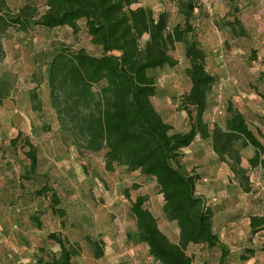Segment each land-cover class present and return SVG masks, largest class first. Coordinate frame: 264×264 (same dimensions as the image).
<instances>
[{"label": "rangeland", "instance_id": "rangeland-1", "mask_svg": "<svg viewBox=\"0 0 264 264\" xmlns=\"http://www.w3.org/2000/svg\"><path fill=\"white\" fill-rule=\"evenodd\" d=\"M182 1L185 0H137L132 7L151 8L155 16L166 11L171 30L178 23L184 24L179 7ZM192 1L196 6L191 13L194 32L187 39L200 40L207 53V70L216 77L208 95L205 120L211 128L215 124L224 127L228 105L232 103L247 111V120L257 124L258 136L264 143V0ZM6 2L12 12H17L27 0ZM34 4L40 13L46 9L43 0H34ZM235 17L244 24L245 36L228 25ZM79 25L76 34L68 26H33L28 30L11 26L1 35L4 56L0 59V86L8 91V96L0 101V264H38V257L48 260L58 256L59 246L48 239L51 232L80 244V255L72 259V264H159L150 258L147 247L138 242L130 210L138 195H146V206L157 218L160 229L173 241L178 240V225L166 219L156 181L123 166H117L114 172L107 171L105 151L79 152L51 104L48 68L56 50L84 48L89 54H101V49L91 43L85 21L81 20ZM147 38H142L141 45ZM185 51V42L176 43L171 54L178 64L150 72L157 84L152 102L172 124L174 132L188 131L191 123L182 105L190 89ZM101 86L96 85L94 90ZM19 130L30 137L38 154L37 173L30 180L24 177L29 164L25 156L28 148L22 142L16 147L10 145V139ZM181 153L179 162L186 171L192 164L187 166L184 162H203L200 173L209 172L213 165L216 168L212 172L230 174L231 180L221 183L223 186L213 191L215 195L209 199L212 201L218 191L229 186L227 199L222 202L231 215L241 214L233 227H229L225 216H218L214 222L215 228H225L233 235H228L231 248L225 264H264V232L251 236L245 218L257 211L252 210L256 206L255 195L263 191L257 189L254 171L250 172L251 191L245 192L230 166L214 153L210 139L198 138ZM245 155L242 151V158ZM188 172L197 173V167ZM44 185L57 191L65 217L52 214L51 193L35 194ZM125 189H129V197ZM33 216L40 219L41 228L32 220ZM87 235L103 240L101 258L94 257L85 239ZM246 248H253L254 255L247 253ZM191 254L196 264H220L219 248L194 246ZM242 254L249 258L241 260Z\"/></svg>", "mask_w": 264, "mask_h": 264}, {"label": "trees", "instance_id": "trees-1", "mask_svg": "<svg viewBox=\"0 0 264 264\" xmlns=\"http://www.w3.org/2000/svg\"><path fill=\"white\" fill-rule=\"evenodd\" d=\"M44 12H39L34 0L12 12L6 0H0V59L4 56L1 35L11 26L28 30L33 26L54 29L70 27L73 33L80 30L79 22L85 21L91 43L101 49L100 55L89 54L86 49L59 48L54 53L48 68L50 99L63 127L76 142L79 152L98 153L105 151V168L114 172L117 166L128 171L153 178L163 197L162 211L168 221L178 225L179 236L173 241L159 227L158 220L146 206L148 197L138 195L131 203V213L136 222V238L148 249L150 258L159 264H196L188 253L190 246H206L221 250L220 264L226 263L229 247L223 244L213 229L215 211L207 200L197 195L196 184L200 174L188 172L180 165L181 150L196 139L211 140L218 159L227 163L239 179L245 192L251 191L250 172L264 166V143L249 125L247 116L232 103L228 105L225 126L215 124L212 128L205 120L208 95L216 82L206 67L207 53L200 40L194 37L191 13L195 9L192 0L180 2L184 24L178 23L169 30L166 11L155 16L151 8L132 6L137 0H43ZM241 36L247 34L242 21L235 17L228 22ZM148 38L141 45L142 38ZM186 43L185 57L189 62L186 70L190 89L182 105L191 123L186 132H174L155 108L152 97L157 84L152 70L178 64L171 50L176 43ZM102 84L98 91L96 85ZM8 91L0 86V101ZM264 98V95L262 96ZM23 143L29 164L26 179H32L38 169V154L29 136L22 131L10 139L16 147ZM254 149L249 159L252 169L242 166V151ZM179 164V165H178ZM137 188V186H133ZM129 197V189H125ZM51 193L50 208L57 217H65L57 191L48 185L35 191L38 196ZM249 233L255 236L264 232V212L248 216ZM32 220L37 227L42 223L37 216ZM60 252L46 260L38 257V264H72L80 255V244L70 243L56 232L48 234ZM95 258L104 255L101 239L85 237ZM254 255L253 248H246ZM241 260L249 256L241 255Z\"/></svg>", "mask_w": 264, "mask_h": 264}, {"label": "crops", "instance_id": "crops-1", "mask_svg": "<svg viewBox=\"0 0 264 264\" xmlns=\"http://www.w3.org/2000/svg\"><path fill=\"white\" fill-rule=\"evenodd\" d=\"M242 113H244L245 115L247 114V111L245 110H242V109H239ZM247 116V115H246ZM249 125H250V128L255 132V133H258L259 132V129L257 128V124L253 123L251 120H249ZM252 122V124H251ZM264 133V132H263ZM195 141H198V139H196ZM194 141V142H195ZM194 142L192 144H194ZM191 144V145H192ZM191 145L189 147H191ZM187 147V148H189ZM186 148V149H187ZM243 153L245 156H243L242 158V166L244 168H247V169H252L250 164H249V159L254 155V149L252 147H247L246 149L243 150ZM263 158H264V155H263ZM186 165L188 163L192 164V166H189L187 167V170L190 171V169H192L194 166L197 167V170H198V174H200V179L197 181V184H196V193L197 195L199 196H202L204 197L206 200L208 199V205L209 206H212L214 211H215V215L213 217V229L216 233L219 234L220 236V240L223 244H225L226 246H228L229 248H231L230 246V243H229V236L232 237L233 235L232 234H228L226 231V229L224 228L223 231L217 229L214 227V222L216 220V218L218 216H225V218L227 217L226 219V222H228L227 224L229 225V227H233L232 225H236V223L238 222L241 214H230L229 213V210L226 208L227 205L226 204H223V200L224 199H227V195H228V188L229 186H226L225 185V189L223 190V188L218 191V196L217 197H214L212 198V201L209 200L214 194L215 190L219 189L223 186L221 185V183H226L225 180L228 179V182L230 179V174L227 173V174H219L218 172H212V169H215L216 167L215 166H211L210 171L207 172V173H200V171H202L203 169V165L202 163L203 162H184ZM225 164V163H224ZM188 166V165H187ZM200 167V168H198ZM251 171H254V174H256V177H257V182H256V185L257 186V189H263L264 191V166H259V167H256V168H253ZM216 184V185H215ZM219 184V185H217ZM260 184V185H259ZM254 186V185H253ZM214 191V192H213ZM258 191L259 193L257 195H255L256 197V200H254V202L256 203V206H252V210H257L255 211L254 213L251 212L249 213V215H252V214H262L264 212V193ZM223 192V194H222ZM259 194H262V195H259ZM215 202V203H213ZM212 203V204H210ZM247 215L245 218H246V222H247V225H249V219H248V216ZM229 216V217H228ZM168 235V234H167ZM260 235V234H259ZM169 236V235H168ZM178 236H179V231H178ZM236 237V235H234ZM170 237V236H169ZM194 246H190L188 248V253L190 251V255L191 254V251L193 250Z\"/></svg>", "mask_w": 264, "mask_h": 264}, {"label": "built area", "instance_id": "built-area-1", "mask_svg": "<svg viewBox=\"0 0 264 264\" xmlns=\"http://www.w3.org/2000/svg\"><path fill=\"white\" fill-rule=\"evenodd\" d=\"M260 185V184H259Z\"/></svg>", "mask_w": 264, "mask_h": 264}]
</instances>
